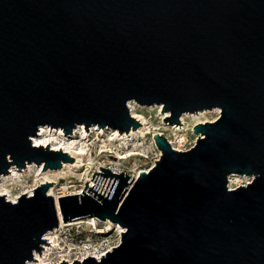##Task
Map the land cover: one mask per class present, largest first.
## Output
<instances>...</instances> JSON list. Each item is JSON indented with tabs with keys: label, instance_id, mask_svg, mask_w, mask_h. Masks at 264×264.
I'll list each match as a JSON object with an SVG mask.
<instances>
[{
	"label": "water",
	"instance_id": "obj_1",
	"mask_svg": "<svg viewBox=\"0 0 264 264\" xmlns=\"http://www.w3.org/2000/svg\"><path fill=\"white\" fill-rule=\"evenodd\" d=\"M132 101L162 106L170 125L221 112L194 126L192 148L156 133L150 169L100 167L93 187L59 198L65 223L126 229L101 260L73 264H264V0H0V176L74 161L34 146L42 126L137 130ZM235 174L253 180L230 188ZM53 183L0 195V264H30L49 245Z\"/></svg>",
	"mask_w": 264,
	"mask_h": 264
},
{
	"label": "rangeland",
	"instance_id": "obj_2",
	"mask_svg": "<svg viewBox=\"0 0 264 264\" xmlns=\"http://www.w3.org/2000/svg\"><path fill=\"white\" fill-rule=\"evenodd\" d=\"M132 102H134L133 112L137 116L135 118L141 122V126L134 130V134H131L132 130L129 133H120L118 129L101 128L98 125L90 126L89 131H87L84 124L78 125L72 133L65 134L63 128H55L49 125L42 126L44 128L43 133L41 134L42 128H40L39 134L32 138L34 146V139L39 137V141L44 142V144L47 142L52 150H54L53 146H59L63 152L66 150L75 153L73 156L67 152L74 158V161L63 163V167L60 169L48 170H43L44 164L37 165L36 163L28 164L25 168L12 166L8 174L0 176V183H14L9 188V194L13 198L20 197L22 194L32 195L34 189L41 184L54 182L50 186L48 194L54 198L56 196L60 198L84 189L87 182L91 185L93 181L91 179H93L96 171L101 170L100 167H118L120 171H124L131 176H137L142 170L150 169L162 154L154 141L156 133L166 135L170 143L173 142L172 145L176 149L192 148L198 138L194 134V126L199 122L216 120L221 112L220 109L212 112L215 110L213 109L205 110L210 112L196 116H192L196 113H188L191 115L185 116L183 120L184 114L181 117V125H170L163 120L166 114L162 113V106H147L140 105L135 101ZM132 109L131 106L133 115ZM140 129L142 130L140 131ZM41 146L47 147L45 145ZM133 152H138V154L122 158V156ZM65 164L66 168L62 170ZM241 176L240 185L253 180V176ZM240 185L234 183L231 187L229 182L230 188H236ZM94 219L96 220L93 221ZM110 221H102L93 217L65 223L66 226L58 231V237L55 236L56 234H51L48 238L47 236L51 232L46 235L45 238L48 240L49 245L44 244L43 252L41 254L37 253L39 259L45 260L48 264H59L63 259L74 261L80 258L79 260H81L88 254L94 255L112 250L113 247L121 243L122 232L126 229L112 221L109 223ZM98 227L105 231L99 233ZM36 260L31 263L39 264L37 257Z\"/></svg>",
	"mask_w": 264,
	"mask_h": 264
},
{
	"label": "bare ground",
	"instance_id": "obj_3",
	"mask_svg": "<svg viewBox=\"0 0 264 264\" xmlns=\"http://www.w3.org/2000/svg\"><path fill=\"white\" fill-rule=\"evenodd\" d=\"M133 103L134 102H131L130 104H131V106H132V112L134 111V107H133ZM215 111H219V109H215L214 111H212V112H215ZM208 112H210V111H201V112H198V113H196V114H193L192 116H196V115H199V114H206V113H208ZM189 115H191V114H188V113H186L184 116H183V120H184V117L185 116H189ZM133 116L134 117H136L137 118V116L134 114V112H133ZM166 116H168V113H166ZM42 128V127H41ZM142 129H140V131H141ZM43 131H44V128H42V132H41V134L43 133ZM139 132V131H138ZM138 132H136V133H138ZM135 132H134V130H132V133L131 134H134ZM34 143H35V146H40V145H45V146H47L48 144H47V142H45V144H44V142L43 143H41V141H39V137L37 138H35L34 139ZM172 144H173V142H172ZM63 147H66V146H63ZM62 147V148H63ZM54 150H60V148H59V146L57 147V146H53L52 147ZM176 148V147H175ZM65 149V148H64ZM63 149V150H64ZM62 150V149H61ZM65 152H69V153H71V155H75V153H73V152H70V151H66L65 150ZM81 153H82V151H81ZM135 154H138V152L137 153H135V152H133V153H128V154H126V155H124V156H122V158H128V157H130V156H132V155H135ZM66 168V164H65V166H64V168L62 169V170H64ZM111 169L113 170V171H115V172H117V173H119V172H121L120 171V169L118 168V167H111ZM98 172H101V170L100 171H98ZM241 178H242V176H238V175H232L231 177H230V186L232 187V184H237V185H240L241 184ZM95 183L96 182H94V181H92L91 182V185H90V187H93L94 185H95ZM14 185V183L13 182H9V183H7V182H1L0 183V195H5V196H7V198L9 199V200H13V201H15L16 202V200L19 198V196H16V197H13V198H11V196H10V187L11 186H13ZM82 191H83V189H81L80 191H78V192H74V194H81L82 193ZM56 201H57V205H58V209H59V216H60V220H61V226H60V228L59 229H57V230H55V231H53V232H51V233H49L48 234V238H50L49 237V235H51V234H56L55 236L56 237H58L59 236V234H58V231L59 230H61V228H63V226H66V224H65V222H64V220H63V218H62V214H61V212H60V206H59V197H57L56 196ZM96 219H94L93 221H95ZM82 222H84V221H82ZM109 223H111V221L109 222ZM72 224H74V223H72ZM68 225H70V224H68ZM95 225H96V223H95ZM105 231V230H104ZM102 229H101V227H98V232L99 233H103L104 232ZM123 231V230H122ZM52 237V236H51ZM94 249V248H93ZM106 254V251L105 252H103V253H98V254H94V255H90V254H88V256H93V257H95V258H101L102 257V255H105ZM36 257H37V259L39 260V264H48L45 260H43V259H39V254H37L36 253ZM87 257V255L86 256H84L82 259H85ZM80 259V258H79ZM63 260H65V259H63ZM68 262L69 263H71V264H73V260H68ZM30 264H33V263H30ZM60 264V263H59Z\"/></svg>",
	"mask_w": 264,
	"mask_h": 264
},
{
	"label": "built area",
	"instance_id": "obj_4",
	"mask_svg": "<svg viewBox=\"0 0 264 264\" xmlns=\"http://www.w3.org/2000/svg\"><path fill=\"white\" fill-rule=\"evenodd\" d=\"M188 149H190V148H187V149H184V150H188ZM179 150H180V149H179ZM229 182H230V180H229ZM87 257H88V256H87ZM101 258H102V257H101ZM101 258H98V257H97L98 260H101ZM81 260H82V259H81Z\"/></svg>",
	"mask_w": 264,
	"mask_h": 264
}]
</instances>
